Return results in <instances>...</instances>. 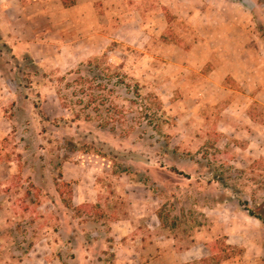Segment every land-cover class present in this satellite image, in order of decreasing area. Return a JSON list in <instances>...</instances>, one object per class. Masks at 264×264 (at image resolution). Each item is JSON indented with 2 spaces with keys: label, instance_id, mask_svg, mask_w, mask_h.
Segmentation results:
<instances>
[{
  "label": "rangeland",
  "instance_id": "rangeland-1",
  "mask_svg": "<svg viewBox=\"0 0 264 264\" xmlns=\"http://www.w3.org/2000/svg\"><path fill=\"white\" fill-rule=\"evenodd\" d=\"M107 1L49 0L0 28L17 57L0 54V264H148L136 253L160 241L158 264H264L246 210L264 215V133L229 140L224 103L197 111L189 94L213 64L185 55L207 40L264 56V0ZM96 57L132 85L102 92L125 109L115 130L80 91ZM242 98L237 126L263 132L264 99Z\"/></svg>",
  "mask_w": 264,
  "mask_h": 264
},
{
  "label": "crops",
  "instance_id": "crops-1",
  "mask_svg": "<svg viewBox=\"0 0 264 264\" xmlns=\"http://www.w3.org/2000/svg\"><path fill=\"white\" fill-rule=\"evenodd\" d=\"M35 1L37 0H0V28L2 29V26L5 28L9 25V22L5 20V17L8 18L9 15H13L16 19L29 22L31 16L27 10L32 5H41L42 10L39 11V14H47V8L45 6L49 4V0H41L40 2ZM107 2L111 3L114 1ZM90 5L91 7L89 5L87 7L91 10L94 3L92 2ZM74 6L76 5L72 7ZM83 18L84 17L81 16L80 19L84 20ZM68 21L73 24L72 19ZM238 29L240 30L239 27ZM13 31L19 32L17 29L12 30V32ZM199 31L201 30L199 29ZM7 37H9V35ZM209 44L207 40L205 42H200L185 53V55H190L193 60V65L190 66L191 70L193 66H205L209 62L213 64L212 69L203 77V81L199 84V87L193 90V93L189 94L191 96L190 100L197 102V111H199L202 106H205L206 102L212 105L224 103L223 112H227L224 118H228L224 119V123L227 122L228 125L223 127L222 132L228 136L227 139L230 140V137L237 139L247 137L251 139L255 136V140L256 137L261 136L264 131L261 132L257 127L251 131L248 127L237 126L236 121L239 120L236 116L244 113V111H247L249 108L247 104L244 109L245 101H242V96L245 98L248 97L251 101L264 99V86H262L260 82L261 77L264 76V56L252 55L250 49H227V47L210 49ZM199 88H203V91H199ZM205 88L212 90L217 89L224 93V97L211 96L210 94L205 96ZM240 102L242 103L241 105ZM248 118L251 120V117ZM252 123H255V121H252ZM114 225L116 232L118 231L120 233H127L131 228V224L128 223V220H117ZM225 234L227 235V242L231 244L235 243L232 240L233 236L231 232H226ZM162 244L161 241L153 244H143V248H141L140 252L136 253L139 256L138 261L146 260L148 264H158L159 259L164 253L161 248ZM201 244L204 245V243H197L188 250V252H195L193 256H190V259L199 257L200 254H197L196 250Z\"/></svg>",
  "mask_w": 264,
  "mask_h": 264
},
{
  "label": "trees",
  "instance_id": "trees-1",
  "mask_svg": "<svg viewBox=\"0 0 264 264\" xmlns=\"http://www.w3.org/2000/svg\"><path fill=\"white\" fill-rule=\"evenodd\" d=\"M4 52L11 54L12 58L14 59L17 58L14 55L10 44L6 42L0 34V54H3ZM22 62L24 63L25 67L33 70V72L35 73L38 72L39 66L31 57V55L26 54L22 59ZM103 63V57H96L89 60L85 65H83L84 67H86V73L85 77L83 78V84L80 91H82V93L86 95L85 97L87 98L88 104L92 106V109L94 111L99 112L97 114H100V117L104 116V114L101 113L102 105L106 103L108 104L107 107H105L107 119H104L102 127H108L110 125V128L112 130H115L117 128V123H121L123 120L121 114H123L125 109L119 107V105H117L113 100H109L108 97H106V95L102 92H115L117 87L119 86L125 87L127 91H130L132 85L127 83L125 79L127 78V76L125 74L121 73L117 69L112 70L111 67L105 70L103 68ZM135 88V94L137 96H140L138 83H136ZM119 109H121L122 111ZM172 171L190 178L189 175H187L183 171L178 170L177 168H174ZM243 203L247 205L245 201H242V204ZM246 210L248 211L249 215L261 220L264 223L263 214L256 213L252 209L248 208H246Z\"/></svg>",
  "mask_w": 264,
  "mask_h": 264
}]
</instances>
